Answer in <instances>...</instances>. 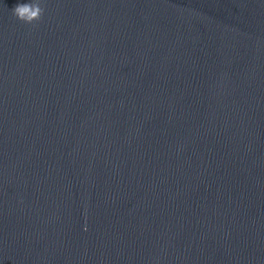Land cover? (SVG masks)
Listing matches in <instances>:
<instances>
[{
    "label": "water",
    "instance_id": "95a60500",
    "mask_svg": "<svg viewBox=\"0 0 264 264\" xmlns=\"http://www.w3.org/2000/svg\"><path fill=\"white\" fill-rule=\"evenodd\" d=\"M0 0V264H264V0Z\"/></svg>",
    "mask_w": 264,
    "mask_h": 264
},
{
    "label": "clouds",
    "instance_id": "9594fccd",
    "mask_svg": "<svg viewBox=\"0 0 264 264\" xmlns=\"http://www.w3.org/2000/svg\"><path fill=\"white\" fill-rule=\"evenodd\" d=\"M46 8L42 6V0H29L26 3H18L11 10L12 15L19 21L36 26L44 16Z\"/></svg>",
    "mask_w": 264,
    "mask_h": 264
}]
</instances>
